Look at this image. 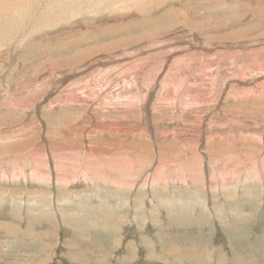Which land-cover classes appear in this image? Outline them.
Listing matches in <instances>:
<instances>
[{
    "label": "rangeland",
    "instance_id": "374dc122",
    "mask_svg": "<svg viewBox=\"0 0 264 264\" xmlns=\"http://www.w3.org/2000/svg\"><path fill=\"white\" fill-rule=\"evenodd\" d=\"M0 178V264H264V0H0Z\"/></svg>",
    "mask_w": 264,
    "mask_h": 264
},
{
    "label": "bare ground",
    "instance_id": "6f19581e",
    "mask_svg": "<svg viewBox=\"0 0 264 264\" xmlns=\"http://www.w3.org/2000/svg\"><path fill=\"white\" fill-rule=\"evenodd\" d=\"M209 9V8H208ZM249 58V57H248ZM146 69V68H145ZM107 132V131H106ZM194 154V153H193ZM122 159V158H121ZM123 160V159H122ZM111 161V160H110ZM125 161V160H124ZM115 162H117L116 160H115ZM120 162V161H119ZM107 163L108 164H110L108 161H107ZM119 164V163H118ZM130 164V163H129ZM106 166V165H105ZM124 166V165H123ZM108 167V166H107ZM38 170V169H37ZM37 170H35L33 173H35L34 175H32V176H30L29 177V179H27L28 181L27 182H29L28 184H29V186H32V187H34L33 185H37L38 186V184H41V183H43L44 182V179H42L40 176H39V173L38 172H36ZM97 170V169H96ZM188 172V171H187ZM32 173V174H33ZM93 173V175H95V177H97V175H99L98 176V181H96V183H97V185H101L103 182L104 183H106L107 182V184H108V186L109 187H112V185H113V180H111V178L110 179H108V177L107 176H105V175H102L101 174V172L99 173V172H88L87 174L88 175H91ZM189 173V172H188ZM44 174V173H43ZM160 174V173H159ZM10 175V178H11V180L10 181H12V182H10V183H15V181L16 182H18L17 180L19 179L20 180V174H16V173H11V174H9ZM45 175V174H44ZM6 176V175H5ZM60 176V178H58V181H60V183H62V181H65L66 179H67V176H65V175H59ZM10 178H8V179H10ZM77 178L79 179V180H81L82 179V181L83 180H87V178L86 177H82V176H80V175H78L77 176ZM117 178V177H116ZM1 179V178H0ZM2 179H4V177L2 178ZM96 179V180H97ZM7 180V179H6ZM6 180H2V181H5L6 182ZM46 180V179H45ZM181 180H183V179H181ZM197 180V179H196ZM8 181V180H7ZM95 181V180H94ZM155 181V180H154ZM24 182H25V180L23 179L22 180V182H19V183H22L23 185H24ZM46 182V181H45ZM66 182H68L67 180H66ZM7 183V182H6ZM14 183H13V185H14ZM71 183V182H70ZM89 183V182H88ZM88 183H86V184H88ZM155 183V182H154ZM182 183H184V182H182ZM181 183V184H182ZM63 184V183H62ZM64 184H65V182H64ZM156 184V183H155ZM78 185V184H77ZM183 185H185V184H183ZM118 186V185H117ZM120 186V185H119ZM182 186V185H181ZM183 187H185V186H183ZM30 188V187H29ZM113 188H115V187H113ZM119 189V188H118ZM79 190V189H78ZM75 191V190H74ZM144 192V191H143ZM4 193V194H3ZM3 193H1L0 194V197L1 198H3V197H5L4 195H5V192H3ZM57 193V192H56ZM69 194L70 193H72V191L71 192H68ZM82 193H84V195H82ZM40 194V193H39ZM73 194L74 195H68L66 198H68V199H71V200H69L68 202L66 201V198L65 197H63L64 195H60V196H55V198L56 199H54L55 200V202H54V200H51V201H53L55 204H56V207H57V209H59V210H62V208H63V206H67V205H71L72 206V204L73 203H75V205H76V203H77V207L78 206H80L81 205V200H83V201H87V200H89V201H87V202H92L93 203V201H92V199H94L93 197H87L86 196V193L83 191L82 192V190H81V192H79V193H77V192H73ZM81 194V195H80ZM10 195H15V194H11L10 193ZM33 195V194H32ZM89 195V194H88ZM39 195L37 194V197H38ZM12 197H16V195L15 196H12ZM29 197V196H28ZM36 197V198H37ZM40 197H42L41 199H40V201L39 202H43L44 201V199L45 198H47L45 195H40ZM0 198V199H1ZM7 198V197H6ZM31 198V197H30ZM51 198V197H50ZM89 198V199H88ZM13 199V198H12ZM15 199H17V198H15ZM46 200V199H45ZM1 201H3V199H1L0 200V204L2 203ZM125 201V200H124ZM143 201V200H142ZM151 202H152V200H150ZM39 202H38V204H39ZM121 202V201H120ZM34 203H35V201H34ZM95 203H97L98 204V201H96ZM118 203V202H117ZM177 203V202H176ZM63 204H65V205H63ZM88 204V203H87ZM94 204V203H93ZM153 205H155V208L154 209H159V208H166L165 207V205L164 204H166V203H164L163 204V206L162 205H160V203H158V204H156V203H152ZM166 205H168V203L166 204ZM1 206V205H0ZM13 206H15L16 207V209H18L19 208V206H17V205H15V200H13ZM34 206L36 207V204H34ZM56 207H54V208H56ZM62 207V208H61ZM98 207V206H97ZM100 207V206H99ZM171 207H172V209L171 210H173V211H175V212H178V210L180 209L179 208V206H177V205H171ZM14 208V207H13ZM22 208V207H21ZM48 208H52V206H49ZM61 208V209H60ZM148 208H150V207H148ZM153 208V207H152ZM190 208V207H189ZM197 209V208H196ZM195 209V210H196ZM6 211H7V209H5ZM23 210V209H22ZM55 210V209H54ZM58 210V211H59ZM80 210V209H79ZM56 211V210H55ZM64 211V210H63ZM119 211V210H118ZM158 211V210H157ZM48 211L46 210V209H44V210H40L39 212H38V214L36 215V216H42V220L43 219H46V217H47V215L49 216L50 215V213H48V214H45V213H47ZM69 212V211H68ZM151 213V211L148 213V214H150ZM186 213H188V212H186ZM168 214V213H167ZM166 214V215H167ZM63 215V214H62ZM179 215V214H178ZM36 216H34V217H36ZM32 217V216H31ZM50 217V216H49ZM74 217V216H73ZM85 217V216H84ZM72 218V217H71ZM229 218V217H228ZM28 219H29V217H28ZM36 219V218H35ZM34 219V220H35ZM76 219V218H75ZM32 220V219H31ZM78 220V219H77ZM33 221V220H32ZM39 221V220H38ZM81 221V220H80ZM79 221V222H80ZM99 223V222H98ZM159 223V222H158ZM34 225V224H33ZM90 229H91V227H90ZM34 232V231H33ZM42 233V232H41ZM57 234V233H56ZM43 236V235H42ZM44 237V236H43ZM146 239V238H145ZM121 242V241H120ZM42 244H43V242H42ZM147 244V243H146ZM195 256V255H194ZM196 257V256H195ZM73 260V259H72ZM100 263V262H99Z\"/></svg>",
    "mask_w": 264,
    "mask_h": 264
}]
</instances>
